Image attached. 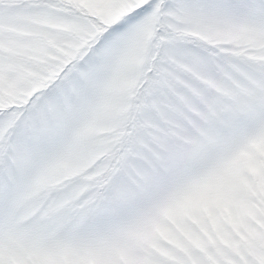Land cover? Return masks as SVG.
Instances as JSON below:
<instances>
[{"label":"snow or ice","instance_id":"snow-or-ice-1","mask_svg":"<svg viewBox=\"0 0 264 264\" xmlns=\"http://www.w3.org/2000/svg\"><path fill=\"white\" fill-rule=\"evenodd\" d=\"M0 264H264V0H0Z\"/></svg>","mask_w":264,"mask_h":264}]
</instances>
